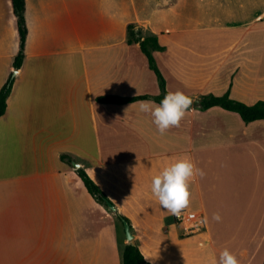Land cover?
I'll use <instances>...</instances> for the list:
<instances>
[{
  "label": "crops",
  "instance_id": "crops-1",
  "mask_svg": "<svg viewBox=\"0 0 264 264\" xmlns=\"http://www.w3.org/2000/svg\"><path fill=\"white\" fill-rule=\"evenodd\" d=\"M25 1V58L15 69L18 18L12 0H0V90L16 71L0 117V264H122L129 243L155 264H219L223 250L210 229L264 228V176L257 172L264 119L246 123L220 106L196 107L209 94L264 101V0H196L201 17L185 23L163 18V7L176 12L171 0ZM129 25L143 38L158 37L164 49L154 55L168 93L193 99L180 127L163 135L140 109V101L157 106L153 98L97 100L161 93L140 45L128 42ZM217 150L249 157L259 179L248 198L242 173L222 175L223 188L237 190H218L221 175L211 169ZM184 158L205 173L190 182L186 211L200 219L191 233L151 192L153 177ZM72 161L115 210L89 193ZM121 217L130 219L133 241ZM254 252L243 254L252 262Z\"/></svg>",
  "mask_w": 264,
  "mask_h": 264
},
{
  "label": "trees",
  "instance_id": "trees-1",
  "mask_svg": "<svg viewBox=\"0 0 264 264\" xmlns=\"http://www.w3.org/2000/svg\"><path fill=\"white\" fill-rule=\"evenodd\" d=\"M14 12L18 18V26H19V34H20V50L15 57L14 67L15 69H20L24 58H25V45L28 35V30L26 26L25 19V0H12ZM129 40L130 44L138 43L141 47L142 52L146 55L149 67L156 74L161 93L156 96L150 95H140L133 97H122L117 95H106L98 97V101L102 103H116L123 104L134 102L140 99H148L153 98L158 103L164 98V96L168 93L166 79L158 65L157 59L154 55L155 50H163L164 48L159 44V39L157 36H150L143 38L139 32L135 29L133 25H129ZM14 84V78L10 76L8 81L4 84L2 89L0 90V117L5 114L7 110V100L11 95ZM214 106H220L226 110L233 111L238 113L241 118L246 122H253L256 120L264 119V101H258L253 105H248L242 101L235 100L230 97L228 93L218 96L214 94L204 95L197 103L196 107L201 110H207ZM63 159H66L68 162L72 159L63 156ZM77 173L80 178L83 180L87 190L89 193L97 200L103 203H107L109 201L107 195L104 191L96 184V182L90 177V175L83 168L77 169ZM123 220L128 219L126 217H121ZM147 262L138 247V245L129 243L126 245L123 254V262L122 264H144ZM264 264V263H263Z\"/></svg>",
  "mask_w": 264,
  "mask_h": 264
},
{
  "label": "rangeland",
  "instance_id": "rangeland-1",
  "mask_svg": "<svg viewBox=\"0 0 264 264\" xmlns=\"http://www.w3.org/2000/svg\"><path fill=\"white\" fill-rule=\"evenodd\" d=\"M170 0H164V3H168ZM196 0H171L174 4L173 6L176 8V12L171 11V15H169V9L163 7L162 13L165 15V19L167 21H176L185 23V21H194L193 18L198 19L201 17L200 11L196 10ZM179 24V23H178ZM181 24V23H180ZM16 71L10 75L15 78ZM223 153V151H221ZM238 152L234 151H226L224 152L225 156L220 155L218 150L213 152L214 161L211 164V169L213 173H220V181H215L216 184L219 185L218 190L227 192V191H235L238 189L237 186L230 187L229 189L223 188L224 183H228V181H224L223 174L233 173L236 176L239 173H242V190H243V200L248 198L251 188H255V180L253 177L259 179L258 176H254V172L250 169L251 164L249 161V157H246L244 152L241 151V154H237ZM234 155V156H231ZM259 175L264 176V165H259V170L257 171ZM262 181V180H261ZM238 179L236 178V184ZM259 183H261L259 181ZM257 187V186H256ZM259 188L264 189V182L262 185H259ZM258 188V189H259ZM257 189V190H258ZM229 196L230 194L227 193ZM225 199V197H223ZM262 200L261 205L258 207L264 206V195H259L258 201ZM260 204V203H258ZM127 219H129L127 217ZM130 220V219H129ZM121 231H123L122 223L120 225ZM213 234L215 241H217V245L224 251L225 249L230 250L233 254H235L239 260V264H257L259 259L264 254V228H253V227H226L222 228H213L210 229ZM201 232V231H200ZM198 232V235L200 234ZM195 234V233H194ZM204 243H199V246L203 247ZM138 245V244H136ZM139 247V245H138ZM249 252L250 254L254 252L255 260L250 261L247 255L243 254L244 251ZM149 263L155 264L157 261L151 259L148 261ZM249 262V263H248Z\"/></svg>",
  "mask_w": 264,
  "mask_h": 264
},
{
  "label": "clouds",
  "instance_id": "clouds-1",
  "mask_svg": "<svg viewBox=\"0 0 264 264\" xmlns=\"http://www.w3.org/2000/svg\"><path fill=\"white\" fill-rule=\"evenodd\" d=\"M154 103V101H140V109L150 113L153 123L163 135L173 127H180L181 121L191 109L193 99L181 91H176L167 93L155 107H153ZM197 175L203 177L205 173L190 159H179L164 167L153 177L151 192L164 209L179 217L190 206V182ZM212 218L216 221L221 220L219 214H215ZM201 223L207 224V217ZM219 264H239V260L230 250L225 249L220 254Z\"/></svg>",
  "mask_w": 264,
  "mask_h": 264
},
{
  "label": "built area",
  "instance_id": "built-area-1",
  "mask_svg": "<svg viewBox=\"0 0 264 264\" xmlns=\"http://www.w3.org/2000/svg\"><path fill=\"white\" fill-rule=\"evenodd\" d=\"M175 217L180 223L185 224L186 230L189 233L193 232L195 229H198L199 227L200 219L196 212H190V211L184 210L179 217L177 216Z\"/></svg>",
  "mask_w": 264,
  "mask_h": 264
},
{
  "label": "water",
  "instance_id": "water-1",
  "mask_svg": "<svg viewBox=\"0 0 264 264\" xmlns=\"http://www.w3.org/2000/svg\"><path fill=\"white\" fill-rule=\"evenodd\" d=\"M72 164H73L77 169L80 168V164H79L78 162H76V161H72ZM107 203H108V206H109L111 209H113V210L116 209V208H115V205H114L111 201H107ZM124 229H125V234H126L127 239H128L129 241H133V239H134V235H133L132 230H131V225H130L129 221H127V220H124ZM144 264H152V263L145 262Z\"/></svg>",
  "mask_w": 264,
  "mask_h": 264
}]
</instances>
